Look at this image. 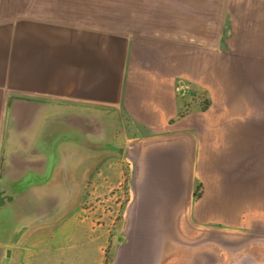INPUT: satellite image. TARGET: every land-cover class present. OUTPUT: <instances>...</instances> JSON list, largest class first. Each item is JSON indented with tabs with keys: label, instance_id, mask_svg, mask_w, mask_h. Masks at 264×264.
I'll return each mask as SVG.
<instances>
[{
	"label": "crops",
	"instance_id": "1",
	"mask_svg": "<svg viewBox=\"0 0 264 264\" xmlns=\"http://www.w3.org/2000/svg\"><path fill=\"white\" fill-rule=\"evenodd\" d=\"M9 91L114 105L123 140L190 133L192 222L264 233L195 216L218 188L207 182L223 157L218 144L256 143L264 153V0H0V126ZM104 169L114 170L113 180L100 178ZM126 174L122 159L108 161L88 196L104 195L107 211L76 212L98 242L95 264L108 258ZM55 235L36 237L21 264H74L66 250L83 232L67 235L66 249L52 246Z\"/></svg>",
	"mask_w": 264,
	"mask_h": 264
},
{
	"label": "water",
	"instance_id": "2",
	"mask_svg": "<svg viewBox=\"0 0 264 264\" xmlns=\"http://www.w3.org/2000/svg\"><path fill=\"white\" fill-rule=\"evenodd\" d=\"M110 104L7 92L0 126V264L81 209L96 174L126 163V195L105 264H264V233L190 218L195 140L188 132L119 139Z\"/></svg>",
	"mask_w": 264,
	"mask_h": 264
},
{
	"label": "rangeland",
	"instance_id": "3",
	"mask_svg": "<svg viewBox=\"0 0 264 264\" xmlns=\"http://www.w3.org/2000/svg\"><path fill=\"white\" fill-rule=\"evenodd\" d=\"M189 107L185 106V110H190ZM184 125L187 124L185 123ZM260 147V144L256 143L248 144L246 147L247 151L241 143L218 144L217 150L223 157L214 163L213 171L210 172L212 176L207 175L208 184H214L215 182L218 188L210 191L209 200L205 204L196 205L195 216L198 222L221 226L231 223L242 227H249L247 230H256L251 228H264V153L261 152L262 149ZM106 174L110 180L114 179V170L104 169L99 176L101 178ZM125 197L124 192L118 194L117 203L119 209ZM106 204L104 195L95 194L89 200L87 199L83 207L84 209L90 208L91 210L99 207L106 212L108 209ZM112 219L114 221L110 234L118 224V214ZM79 220L75 213L64 222L56 230L52 246L65 248L71 243V240H67V235L73 230H75V233L76 231L83 232V237L80 236V238H83V244L80 245L82 238L77 239L76 235H74L73 249H67L66 251L73 254L74 264H95L98 259L96 250L98 242H92L91 238H89L91 232L88 229L87 223H82ZM99 221L100 219L96 217L93 223L97 225ZM259 231L264 232V230ZM109 249L110 239L106 248L107 255Z\"/></svg>",
	"mask_w": 264,
	"mask_h": 264
},
{
	"label": "trees",
	"instance_id": "4",
	"mask_svg": "<svg viewBox=\"0 0 264 264\" xmlns=\"http://www.w3.org/2000/svg\"><path fill=\"white\" fill-rule=\"evenodd\" d=\"M195 195H197V193H195Z\"/></svg>",
	"mask_w": 264,
	"mask_h": 264
},
{
	"label": "flooded vegetation",
	"instance_id": "5",
	"mask_svg": "<svg viewBox=\"0 0 264 264\" xmlns=\"http://www.w3.org/2000/svg\"><path fill=\"white\" fill-rule=\"evenodd\" d=\"M119 137H120V134H119Z\"/></svg>",
	"mask_w": 264,
	"mask_h": 264
}]
</instances>
